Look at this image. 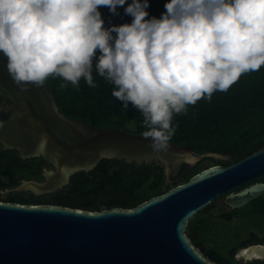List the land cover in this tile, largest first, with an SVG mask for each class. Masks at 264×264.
Masks as SVG:
<instances>
[{
	"label": "water",
	"instance_id": "95a60500",
	"mask_svg": "<svg viewBox=\"0 0 264 264\" xmlns=\"http://www.w3.org/2000/svg\"><path fill=\"white\" fill-rule=\"evenodd\" d=\"M6 65L0 52V96L11 102L0 142L24 159L41 156L54 169L44 170L43 181H23L0 193H54L74 173L89 171L105 158L161 162L169 183L184 164L232 157L221 151L199 154L194 146L173 143L166 152H155L142 134L116 126L90 128L61 113L47 83L21 91ZM263 195L264 147L231 165L211 166L133 209L0 201V264H217L187 235L189 221L212 204L238 209ZM240 255L264 259V244L249 245Z\"/></svg>",
	"mask_w": 264,
	"mask_h": 264
},
{
	"label": "clouds",
	"instance_id": "9594fccd",
	"mask_svg": "<svg viewBox=\"0 0 264 264\" xmlns=\"http://www.w3.org/2000/svg\"><path fill=\"white\" fill-rule=\"evenodd\" d=\"M126 3L0 0V52L21 91L50 77L96 88L95 67L123 108L142 114L152 149L166 152L174 114L264 67V0H169L159 19H146L149 0H132V23L105 28L99 8L118 15Z\"/></svg>",
	"mask_w": 264,
	"mask_h": 264
},
{
	"label": "trees",
	"instance_id": "16d2710c",
	"mask_svg": "<svg viewBox=\"0 0 264 264\" xmlns=\"http://www.w3.org/2000/svg\"><path fill=\"white\" fill-rule=\"evenodd\" d=\"M168 2L149 0V16L146 19L161 18ZM131 3L132 0H127L125 5L118 6V15L112 14L108 7H100L104 27L131 24L133 17L125 14V9ZM98 56L99 52L97 59ZM93 63L95 66L96 61ZM93 79L96 88H90L83 78L78 88L70 83L62 88L60 85L65 81L59 77H50L46 83L61 113L68 118L96 130L116 126L131 131L130 125L135 127L132 132L136 134L148 130L142 114L131 103L128 109H124L123 102L112 96L114 85L99 76L95 67ZM172 125L176 132L170 143L194 146L199 154L231 153L232 162L235 163L261 149L264 147V67L242 75L227 92H215L210 101L201 99L195 105H189L187 113L174 114ZM232 162L207 158L194 166L184 164L167 183L165 166L161 162L137 164L124 159L105 158L89 171L74 173L70 182L54 193L37 195L31 191H11L0 193V201L52 204L89 211L133 209L188 182L211 166H228ZM44 168L53 169L41 156L22 159L15 151L0 152V191L17 187L23 181H43ZM215 213L207 206L189 221L187 227V235L192 242L205 247L201 251L206 258L217 264H227L226 258L232 252L250 244L264 243V239H243L237 229H222L219 222L213 221ZM232 213L239 216L249 213L264 215V195L246 207L232 210ZM221 249L225 251L222 253Z\"/></svg>",
	"mask_w": 264,
	"mask_h": 264
},
{
	"label": "flooded vegetation",
	"instance_id": "af4514ba",
	"mask_svg": "<svg viewBox=\"0 0 264 264\" xmlns=\"http://www.w3.org/2000/svg\"><path fill=\"white\" fill-rule=\"evenodd\" d=\"M10 105H11V102L8 99H6L3 96H0V128L2 127V123L7 121L10 116V110H9ZM8 151L17 152L18 156L22 158L20 153L17 150L9 149L2 142H0V152L6 153ZM232 161H233V156L231 157L229 161H226V162L230 163ZM231 164H233V162ZM45 169H48V168H44L43 173ZM247 205L243 207H246ZM210 208L216 211V213L213 216V221L219 222L222 229L224 228L237 229L238 234L240 233L242 235L241 237L245 235V238L243 237V239H250V238L264 239V215H254L253 213H249L248 215L245 214L243 216H239V215L233 214L232 210L234 209L226 206L223 202H219V204H212ZM250 245H253V244H250ZM197 246L199 247L200 250L204 251L205 247L203 245L199 244ZM242 249L243 248H240L237 251L232 252L230 256L226 258V260H228L227 264L229 263L231 264H264V259H259L255 257H252V258L242 257L240 255ZM224 251H225L224 249H221L222 253Z\"/></svg>",
	"mask_w": 264,
	"mask_h": 264
},
{
	"label": "rangeland",
	"instance_id": "374dc122",
	"mask_svg": "<svg viewBox=\"0 0 264 264\" xmlns=\"http://www.w3.org/2000/svg\"><path fill=\"white\" fill-rule=\"evenodd\" d=\"M129 129H130L131 131H134V130H135V127H134L133 125H130V126H129ZM243 237L245 238V235H244Z\"/></svg>",
	"mask_w": 264,
	"mask_h": 264
}]
</instances>
